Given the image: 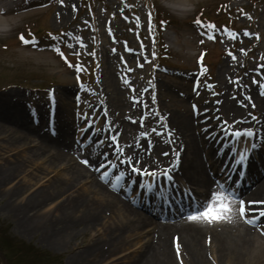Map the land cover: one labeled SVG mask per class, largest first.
<instances>
[{
    "label": "rangeland",
    "instance_id": "rangeland-1",
    "mask_svg": "<svg viewBox=\"0 0 264 264\" xmlns=\"http://www.w3.org/2000/svg\"><path fill=\"white\" fill-rule=\"evenodd\" d=\"M66 1L71 2L26 0L15 10L19 25L0 37V97L15 94L26 108L19 116L43 125L44 130L55 132L57 128L50 129V123L59 117L72 132V142L99 155L105 169L97 167L93 177H75L73 161L53 160V148L39 150L43 141L37 136L12 140L18 125L0 119V227L12 243L57 257L54 264H143L154 224L129 233L124 227L129 220L103 210L97 215L98 206L107 202V193L92 187L101 183L108 188L114 179L120 187L109 189L153 221L184 219L190 199L186 190L196 200L207 201L203 188L192 184L173 194L174 200L184 201V206L175 207L162 194L168 187L160 176L164 170L143 165L141 158L152 153L158 141L177 144L181 132L174 117H192L207 135L216 124L233 131L241 126L256 129L258 137L234 143L223 129L212 137L222 151L230 153V161L236 153L229 148L261 144L264 87L254 81L264 85L260 70L264 66V0H199L195 11L184 19L170 14L159 0H72L70 15L56 20V12ZM198 15L206 18L197 23ZM21 34L35 38V43L24 44ZM53 43L59 44L63 56ZM227 96L234 102L232 109L224 104ZM245 107L249 118L241 122L235 114ZM84 114L93 127H88ZM161 116L164 120L156 123ZM165 123L167 128L156 135L153 129ZM117 133L116 141H110ZM96 136L99 139L94 141ZM117 145L123 151H116ZM251 154L260 163L250 171L251 183H255L264 176V147L257 146ZM128 158L131 162L125 163ZM214 161L208 160L215 164L217 184L223 179V158ZM134 167L141 170L134 174V185H128L129 177L117 180L120 172H131ZM151 171L159 177V191L148 190L153 178L141 175ZM239 199L247 205L243 193ZM159 200L162 206L157 205ZM254 215L258 213L244 217ZM249 219L245 218L252 224ZM68 234L69 243H57ZM3 239L0 234L2 243ZM175 249L177 256V245ZM181 254L179 250L180 264H189ZM5 255L0 250V264H10ZM255 264H264V255Z\"/></svg>",
    "mask_w": 264,
    "mask_h": 264
},
{
    "label": "bare ground",
    "instance_id": "bare-ground-1",
    "mask_svg": "<svg viewBox=\"0 0 264 264\" xmlns=\"http://www.w3.org/2000/svg\"><path fill=\"white\" fill-rule=\"evenodd\" d=\"M23 1L26 0H11V3L7 5V14L13 15L16 10L15 6ZM71 4L72 0L71 2L66 1L63 3L56 12L55 19L63 20L68 17L72 10ZM21 102V99L15 94L8 93L0 97V119L6 120L13 126L16 124L19 127V129L15 127L18 131H15L11 139L28 140L32 135L37 136L40 141H43L39 150L48 147L53 148V160L73 161L75 177L87 175L93 177L92 175L98 167L93 161L97 157L72 142V132L67 130L64 122L59 120L58 117L54 123H50V129L57 128L55 132L44 130L43 125L34 124V126L19 116L26 110ZM226 103L229 104L227 107L232 109L231 106L234 105V102L229 100L228 96L224 98V104ZM237 110L241 112L235 114L236 119L241 122L247 121L249 117L246 115V107L238 108ZM174 118L175 124L181 132V138H178L177 144L174 146L171 143L156 142L152 153H148L147 157L141 155V158L144 159L142 164L149 165L151 168H159V172H161L176 162L177 157L175 154L178 152V163H176L175 168L170 173L175 183L168 184V187L163 189V196L168 197L169 203L175 207L184 206V201L174 200L173 194H179L181 189L195 184L203 188L202 193L207 197L208 201L211 193L217 190L214 180L215 164L208 162V160L212 159L214 161V159H220L221 157L223 158L222 167H224L222 174L225 177L231 175L233 178L237 174L236 169L238 166L230 161V153L222 151L220 144L212 138L215 134H219L223 127L221 128L218 124L212 125L210 129L212 133L207 135L202 134L200 131L201 125L197 127L192 117L189 118L184 115ZM261 124L264 128V119ZM241 128L249 127L241 126ZM172 146L174 148H170ZM89 157H91L90 163L86 165L83 161ZM254 159L251 154L247 162V176H249L250 171L259 167L260 163ZM138 163L140 162L138 161ZM127 181L129 186L134 185L131 178L127 179ZM160 182H162V179ZM116 183V180L113 179L109 186L112 187ZM247 183L244 184L243 188L239 189V194L243 193V198L245 197L247 200L245 214L249 213L247 211L249 207L262 208L255 202H264V176L253 184L247 185ZM95 186L99 188L98 190H103L107 193L104 198L107 202L98 206L97 215L101 216L100 210H103L104 212H112L127 223L129 220V225H124L129 233L134 232L147 223L154 224V234L146 245V255L144 256L143 264H180L179 252H177L178 259L175 253V245L179 246V250L182 251L181 255L186 258L185 262L188 261L189 264H255L264 255V217L259 218L261 220L259 224V220L252 224L246 222L245 217L241 216L239 212L240 199L231 205L232 211L225 213L227 217L225 219L212 222L204 218L190 220L188 218L189 209L184 208V212L188 215L186 218L156 222L142 212L133 209V207L123 201L121 194L111 191L108 185V188H105L101 183H97L92 188L95 189ZM150 195L155 198V194ZM249 201L254 203L249 205ZM157 205L162 206V202L159 200ZM161 216L164 217L162 214ZM70 236L71 234H68L58 238L57 243L60 245L69 243L71 240ZM213 252H215V255H212Z\"/></svg>",
    "mask_w": 264,
    "mask_h": 264
},
{
    "label": "snow or ice",
    "instance_id": "snow-or-ice-1",
    "mask_svg": "<svg viewBox=\"0 0 264 264\" xmlns=\"http://www.w3.org/2000/svg\"><path fill=\"white\" fill-rule=\"evenodd\" d=\"M61 2H63V0H61ZM75 7V6H74ZM137 22L139 23V18H137ZM197 23H200V21L198 20ZM207 27H214L212 25H208ZM149 30L151 31V25H149ZM244 35H250V33H243ZM213 39H215V37H212ZM20 39L24 44H34L35 43V38L32 39H28L25 37L24 34L20 35ZM59 39V38H57ZM202 42V41H201ZM52 46L54 47V50L59 53L61 56H63V52L61 50V47L59 46L58 43H53ZM141 47H143V45H141ZM240 51H244L243 48L240 49ZM94 54V53H93ZM152 55L155 56L156 53L152 52ZM202 58V57H201ZM232 59L235 60L236 57L232 56ZM142 66V65H141ZM262 72H264V66L261 67L260 69ZM129 71H131V69H129ZM203 74V70L202 73ZM125 83H127V79H125ZM199 83V81H197V84ZM254 83H257V87H264V85L259 84L257 81H254ZM208 87H211V85H208ZM154 99V96H153ZM250 99V97H249ZM195 107V106H194ZM85 118L88 120V127L91 128L93 127V122L91 120L90 117L87 116V114H84ZM252 119H255V117H252ZM164 120V117L161 116L159 118L158 121H156V123H160ZM143 122V121H141ZM226 123V122H225ZM167 128L166 123L163 124V126L160 129H153V132L156 135H160L161 132H163L165 129ZM88 129L86 128L85 131H87ZM223 131L230 136L232 139L230 140V143H234L237 141H240L241 139H247V138H256L258 137L260 134L256 131V129L254 128H243V129H238L233 131L232 129L225 127L223 129ZM142 136L147 135V133H142ZM167 135L169 137H171L172 133L170 131L167 132ZM118 136V133L116 135H112L110 137V141H116ZM92 139L94 141L98 140L99 137H92ZM109 141V142H110ZM257 146H261L264 147V139H262V142L260 145H257L256 143L249 145H245V147H243L242 149H238V148H229L230 152L236 153V156L233 158V163H235L238 168L236 169V171L239 173V175L244 176L246 175V171L241 170V167L245 166L247 164V162L250 159V154L252 151H254L256 149ZM116 151H123L122 149H120L118 147V145L116 146ZM105 160H108V153L105 152L103 153ZM165 155H167V153H165ZM177 160L176 162H174L172 165L169 166L168 169L164 170L163 172L160 173V176H163L164 178V182L167 184H174L175 181L173 180L171 173V170L173 168H175L176 163H178V157H179V153L177 152L176 154ZM90 159L86 158L83 162L88 165L90 163ZM131 162V158H128V160L125 163H130ZM93 163L95 165L98 166L97 170L101 171L105 169V164L102 163L100 161L99 155L97 156L96 160L93 161ZM141 170L138 168H133L131 172H124L121 173L120 176L117 177V180H121L124 177H129V178H133V183H136L135 179H134V174L135 173H140ZM108 173L105 171L104 172V176H107ZM141 175H148L151 176L153 179H151L148 183V185L146 186L148 190H156L159 191V188L157 187V181L159 180V177L157 176L156 171H151V172H145V173H141ZM104 176H102L101 178H104ZM224 181H231V183H225ZM240 181L234 180L233 177L231 175H228L226 177H224L221 181L217 182L216 184V189L215 191H213L211 193V197L208 201H198L196 200L195 197H193L191 195V190H186L185 195L188 196L189 199V216L188 218L190 220H197L200 218H204L206 220H208L209 222L215 221V220H220V219H225L227 218L225 216V213H229L232 211L231 205L239 199V193L235 188V185L238 184ZM127 185L125 184L124 187H126ZM114 187H120L119 184L114 185ZM162 187V185H161ZM249 205L253 204L254 202L249 201L248 202ZM255 203H260V204H264V202H255ZM239 212L241 216L245 215V206H244V201L243 200H239ZM247 211L249 213H258V215H254L253 217H251L250 219L248 217H245L246 219H249L250 223H256L260 217H264V208H252L249 207L247 209ZM177 251L179 252V246H177Z\"/></svg>",
    "mask_w": 264,
    "mask_h": 264
},
{
    "label": "clouds",
    "instance_id": "clouds-1",
    "mask_svg": "<svg viewBox=\"0 0 264 264\" xmlns=\"http://www.w3.org/2000/svg\"><path fill=\"white\" fill-rule=\"evenodd\" d=\"M162 7L178 19H184L195 11L199 0H159ZM11 0H0V37L7 36L20 23L15 14H7V5Z\"/></svg>",
    "mask_w": 264,
    "mask_h": 264
},
{
    "label": "trees",
    "instance_id": "trees-1",
    "mask_svg": "<svg viewBox=\"0 0 264 264\" xmlns=\"http://www.w3.org/2000/svg\"><path fill=\"white\" fill-rule=\"evenodd\" d=\"M0 232L2 239L4 238L3 243L0 241V250L6 253V261L8 260L10 264H54L57 261V257L54 255L50 254L46 256L45 254H42L43 252L38 250H32L31 252L22 244L16 245L15 243H12L11 240L6 238L7 231H5V236L3 235L1 227ZM40 253L44 257L39 258L38 256H40Z\"/></svg>",
    "mask_w": 264,
    "mask_h": 264
}]
</instances>
